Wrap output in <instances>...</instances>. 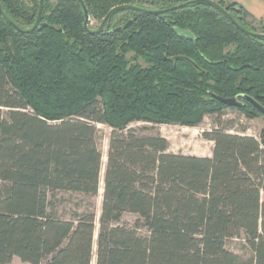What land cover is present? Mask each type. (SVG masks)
I'll return each instance as SVG.
<instances>
[{
	"label": "trees",
	"instance_id": "trees-1",
	"mask_svg": "<svg viewBox=\"0 0 264 264\" xmlns=\"http://www.w3.org/2000/svg\"><path fill=\"white\" fill-rule=\"evenodd\" d=\"M0 1L20 29L35 24L40 0ZM187 1L84 3L99 26L116 6ZM214 1L264 34L242 5ZM84 21L79 0H44L32 32L0 12V264H264V128L205 132L208 157L169 152L149 127H196L226 108L264 117L212 96L264 107V37L204 2L120 10L95 34ZM99 124L111 128L104 175Z\"/></svg>",
	"mask_w": 264,
	"mask_h": 264
},
{
	"label": "rangeland",
	"instance_id": "rangeland-1",
	"mask_svg": "<svg viewBox=\"0 0 264 264\" xmlns=\"http://www.w3.org/2000/svg\"><path fill=\"white\" fill-rule=\"evenodd\" d=\"M237 2L245 7L254 16V27L261 29L264 26V0H229ZM98 22L90 19L89 27L96 28ZM134 126H143L142 123H135ZM152 129L151 132L161 134L168 139L170 143L169 152L184 155H197L202 156L209 154L214 147L212 140L206 139L203 134L205 132L213 131L216 128L227 129L230 133H245L248 135L260 138L261 131L264 128V117L255 119L248 118L238 109L226 108L219 116L206 115L203 122L196 127H186L176 124H161V125H149ZM99 146L103 153V171L105 173V167L107 162V152L109 137L111 134V128L104 124H99ZM102 192L97 198V207L100 211L102 203ZM262 200L264 201V192L262 193ZM127 220H132V216L125 217ZM98 235H96L97 237ZM228 248L242 252V241L240 239H232L227 243ZM10 264H29L23 262L19 257H15Z\"/></svg>",
	"mask_w": 264,
	"mask_h": 264
},
{
	"label": "water",
	"instance_id": "water-1",
	"mask_svg": "<svg viewBox=\"0 0 264 264\" xmlns=\"http://www.w3.org/2000/svg\"><path fill=\"white\" fill-rule=\"evenodd\" d=\"M84 12H85V21H84V27L87 31H89L92 34L95 33H99L101 32L104 27L106 26L110 16L120 10H124V9H130V10H136V11H141V12H145V13H150V14H163L166 13L168 11H172V10H176L182 7H185L186 5H189L191 3H197V2H204V3H208L214 7H216L220 12H222L234 25H236L240 30H242L243 32L253 36V37H264V34L261 33H257L251 30H248L246 28H244L243 26H241L236 19H234L229 12L223 7L221 6L218 2L214 1V0H191V1H187L185 3L182 4H178L175 5L169 9H162V10H150V9H146V8H141V7H137V6H133V5H120V6H116L114 8H112L110 10V12L106 15V17L103 19L102 23L96 28L93 29L91 27H89V21H90V17H89V13H88V9L84 3V0H79ZM43 7H44V0H40L39 3V13H38V17L37 20L35 22V24L32 26V28H30L29 30H22L20 29L4 12L3 8H2V4L0 1V12L2 14V16L5 18V20L10 23L11 25L15 26L18 30L23 31V32H32L35 29H37L40 25H41V20H42V14H43ZM132 23V20H130L125 27H128L130 24ZM175 31L177 34H179L180 36L186 37L188 39L191 40H195L196 36L195 34L191 31V30H186V29H182L180 27H175ZM182 59H185L187 61H189L195 68H197L198 70H200V67L191 59L187 58V57H179ZM212 96L214 98H216L217 100H219L220 102L232 106V107H241L243 105V102L240 100L241 98L251 102L259 111H261L264 114V107L259 104L255 99H253L252 97L248 96V95H241L239 97H232V98H224L222 96H219L215 93H212Z\"/></svg>",
	"mask_w": 264,
	"mask_h": 264
},
{
	"label": "crops",
	"instance_id": "crops-1",
	"mask_svg": "<svg viewBox=\"0 0 264 264\" xmlns=\"http://www.w3.org/2000/svg\"><path fill=\"white\" fill-rule=\"evenodd\" d=\"M202 156H208V157H211V156H212V151H211L209 154H205V155H202Z\"/></svg>",
	"mask_w": 264,
	"mask_h": 264
},
{
	"label": "flooded vegetation",
	"instance_id": "flooded-vegetation-1",
	"mask_svg": "<svg viewBox=\"0 0 264 264\" xmlns=\"http://www.w3.org/2000/svg\"><path fill=\"white\" fill-rule=\"evenodd\" d=\"M240 100L243 102V100H244V99H243V98H241ZM243 103H244V102H243Z\"/></svg>",
	"mask_w": 264,
	"mask_h": 264
}]
</instances>
